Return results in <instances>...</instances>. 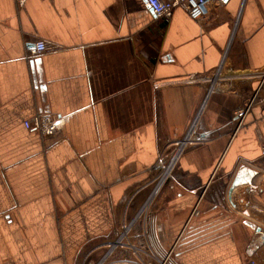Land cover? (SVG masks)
I'll list each match as a JSON object with an SVG mask.
<instances>
[{"label": "crops", "instance_id": "obj_1", "mask_svg": "<svg viewBox=\"0 0 264 264\" xmlns=\"http://www.w3.org/2000/svg\"><path fill=\"white\" fill-rule=\"evenodd\" d=\"M263 72L264 0H0V264H264Z\"/></svg>", "mask_w": 264, "mask_h": 264}, {"label": "built area", "instance_id": "obj_2", "mask_svg": "<svg viewBox=\"0 0 264 264\" xmlns=\"http://www.w3.org/2000/svg\"><path fill=\"white\" fill-rule=\"evenodd\" d=\"M27 1L28 0H15L17 6L20 8L23 7L27 3ZM232 1L233 0H144V6L152 12L155 19H169L170 17H172L176 9H182L188 14L190 19H192L193 21L203 22L205 19H207L209 15V9L212 5L226 7ZM47 50L48 47L46 42L40 41L36 43L34 48L30 51L28 58L31 60L39 58ZM260 77L262 79V83H264V72L260 74ZM250 110L251 104L236 113V118L238 120V128L242 127L243 121L249 114ZM24 125L27 129H33L42 136L52 135L56 129L57 118L51 114L41 113L35 115L30 120L26 121ZM191 130L193 131V127ZM192 131H190L188 136L185 137L183 140L176 142L175 153L174 155H171L170 158H168V163L166 162V166H163L164 159L161 158L155 165V169H164L162 178L158 181L156 185L157 187L163 186L169 179H171V173L175 163L181 157L186 148L195 143V140L192 139ZM194 213H196V211H194ZM133 223L134 222L130 224L132 225ZM132 228H127V224L123 226L119 240L116 243L110 245V254L115 249L124 244V241L128 238V235L131 233ZM246 252L249 258L252 259L256 252L255 246L250 245L247 248ZM248 264L257 263L254 260H251Z\"/></svg>", "mask_w": 264, "mask_h": 264}, {"label": "rangeland", "instance_id": "obj_3", "mask_svg": "<svg viewBox=\"0 0 264 264\" xmlns=\"http://www.w3.org/2000/svg\"><path fill=\"white\" fill-rule=\"evenodd\" d=\"M179 141H181V140H179ZM176 144V143H175ZM175 147H176V145H175ZM164 163H163V166H166V164L168 163V159H164V161H163ZM167 162V163H166ZM157 170H159V173H158V177H157V179L154 181L155 182V185H157V183H158V181L162 178V174H163V168H159V169H157ZM166 184V183H165ZM164 184V185H165ZM132 223V222H131ZM134 226V223L131 225L129 222H127V228H132Z\"/></svg>", "mask_w": 264, "mask_h": 264}, {"label": "water", "instance_id": "obj_4", "mask_svg": "<svg viewBox=\"0 0 264 264\" xmlns=\"http://www.w3.org/2000/svg\"><path fill=\"white\" fill-rule=\"evenodd\" d=\"M34 48V45L32 46ZM40 64V61L38 59L34 60L33 62H31V67L32 69H34L35 67H37ZM239 183L238 181H236L233 185V188H235L236 186H238Z\"/></svg>", "mask_w": 264, "mask_h": 264}]
</instances>
